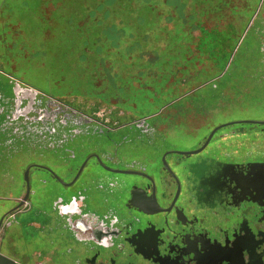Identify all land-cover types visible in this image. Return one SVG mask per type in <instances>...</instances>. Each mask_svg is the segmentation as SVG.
I'll return each instance as SVG.
<instances>
[{
  "label": "flooded vegetation",
  "instance_id": "1",
  "mask_svg": "<svg viewBox=\"0 0 264 264\" xmlns=\"http://www.w3.org/2000/svg\"><path fill=\"white\" fill-rule=\"evenodd\" d=\"M7 3L0 256L264 264V0L225 1L247 18L240 30L255 25L225 89H38L16 74L23 47Z\"/></svg>",
  "mask_w": 264,
  "mask_h": 264
},
{
  "label": "rangeland",
  "instance_id": "2",
  "mask_svg": "<svg viewBox=\"0 0 264 264\" xmlns=\"http://www.w3.org/2000/svg\"><path fill=\"white\" fill-rule=\"evenodd\" d=\"M225 1L8 0L23 47L16 74L51 90L225 89L255 28L240 30L247 18Z\"/></svg>",
  "mask_w": 264,
  "mask_h": 264
},
{
  "label": "water",
  "instance_id": "3",
  "mask_svg": "<svg viewBox=\"0 0 264 264\" xmlns=\"http://www.w3.org/2000/svg\"><path fill=\"white\" fill-rule=\"evenodd\" d=\"M0 264H15L3 256H0Z\"/></svg>",
  "mask_w": 264,
  "mask_h": 264
}]
</instances>
